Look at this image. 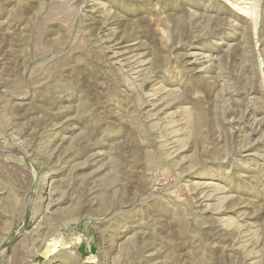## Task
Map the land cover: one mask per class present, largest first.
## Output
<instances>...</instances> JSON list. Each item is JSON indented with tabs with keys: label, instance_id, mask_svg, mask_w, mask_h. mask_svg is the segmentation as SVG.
Instances as JSON below:
<instances>
[{
	"label": "rangeland",
	"instance_id": "rangeland-1",
	"mask_svg": "<svg viewBox=\"0 0 264 264\" xmlns=\"http://www.w3.org/2000/svg\"><path fill=\"white\" fill-rule=\"evenodd\" d=\"M0 264H264V0H0Z\"/></svg>",
	"mask_w": 264,
	"mask_h": 264
},
{
	"label": "water",
	"instance_id": "water-1",
	"mask_svg": "<svg viewBox=\"0 0 264 264\" xmlns=\"http://www.w3.org/2000/svg\"><path fill=\"white\" fill-rule=\"evenodd\" d=\"M27 218H28V216H27V213H26V216H25V219H24V223H23V226H22V228H24V227H25V223H26V221H27Z\"/></svg>",
	"mask_w": 264,
	"mask_h": 264
},
{
	"label": "bare ground",
	"instance_id": "bare-ground-1",
	"mask_svg": "<svg viewBox=\"0 0 264 264\" xmlns=\"http://www.w3.org/2000/svg\"><path fill=\"white\" fill-rule=\"evenodd\" d=\"M238 8H241V7H238Z\"/></svg>",
	"mask_w": 264,
	"mask_h": 264
}]
</instances>
